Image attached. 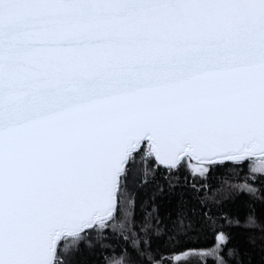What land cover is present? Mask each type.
Returning a JSON list of instances; mask_svg holds the SVG:
<instances>
[{
    "label": "snow or ice",
    "instance_id": "1",
    "mask_svg": "<svg viewBox=\"0 0 264 264\" xmlns=\"http://www.w3.org/2000/svg\"><path fill=\"white\" fill-rule=\"evenodd\" d=\"M253 159L252 183H207ZM256 181L264 0H0V264H73L109 231L125 241L109 264H230L224 227L264 224L212 209L264 202ZM166 194L211 247L153 250Z\"/></svg>",
    "mask_w": 264,
    "mask_h": 264
},
{
    "label": "trees",
    "instance_id": "2",
    "mask_svg": "<svg viewBox=\"0 0 264 264\" xmlns=\"http://www.w3.org/2000/svg\"><path fill=\"white\" fill-rule=\"evenodd\" d=\"M257 161H246L242 168H236L231 162L226 163L227 167H217L211 173L207 183L213 188L227 189L229 185L252 183V176H259L255 171L249 172L248 165L253 169ZM161 183L159 174L156 177ZM183 178L181 177V182ZM257 186L264 190V184L256 181ZM131 187V185H130ZM153 185L149 184L143 188H136V215H140V201L145 199L150 193ZM179 191V189L177 190ZM159 206V218L162 219L161 231L164 233L161 238L153 239L152 248L158 253L168 255L173 250L179 252L189 248H209L215 243L213 233L207 229L201 228L199 218L195 219L194 227L187 228L188 220L183 224L177 215V201L175 197H169L167 194L156 200ZM191 207V204L189 205ZM255 210L256 218L261 224H264V202L252 200L243 193L235 196L233 199L225 200L219 206H214L212 211L214 215L226 214L229 217H238L241 221L249 213ZM183 228V230H181ZM224 231L229 234L228 248H234L237 252V259H233L230 264H264V230L255 228L253 230L244 227H224ZM170 233V235H169ZM105 239L100 244H95L89 248L87 244L81 243L79 250L73 253V264H109L110 260H118L125 250V241L121 235L114 234L111 231L105 234ZM172 264H176L173 260ZM207 264H213L209 259Z\"/></svg>",
    "mask_w": 264,
    "mask_h": 264
},
{
    "label": "water",
    "instance_id": "3",
    "mask_svg": "<svg viewBox=\"0 0 264 264\" xmlns=\"http://www.w3.org/2000/svg\"><path fill=\"white\" fill-rule=\"evenodd\" d=\"M226 163H228V162H226Z\"/></svg>",
    "mask_w": 264,
    "mask_h": 264
}]
</instances>
